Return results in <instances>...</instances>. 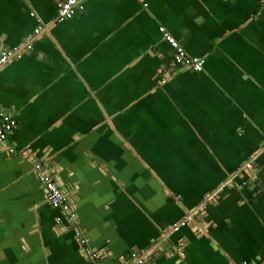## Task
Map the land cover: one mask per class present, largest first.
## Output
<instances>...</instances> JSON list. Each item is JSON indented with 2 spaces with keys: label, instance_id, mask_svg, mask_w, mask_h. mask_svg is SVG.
<instances>
[{
  "label": "crops",
  "instance_id": "1",
  "mask_svg": "<svg viewBox=\"0 0 264 264\" xmlns=\"http://www.w3.org/2000/svg\"><path fill=\"white\" fill-rule=\"evenodd\" d=\"M32 11L42 31L0 68V107L18 122L0 144V264H125L133 251L264 264V0H84L62 22L56 0H0V45L25 42ZM161 26L201 71L179 70ZM40 160L99 259L45 199Z\"/></svg>",
  "mask_w": 264,
  "mask_h": 264
},
{
  "label": "built area",
  "instance_id": "2",
  "mask_svg": "<svg viewBox=\"0 0 264 264\" xmlns=\"http://www.w3.org/2000/svg\"><path fill=\"white\" fill-rule=\"evenodd\" d=\"M58 7L57 18L59 22L68 20L76 16L80 11L84 9V0H56ZM147 5V4H146ZM31 16L37 18L36 13L32 11ZM38 25L35 29L27 36L25 42L22 45L17 46H2L0 45V68L6 65L12 59H20L23 57L25 50L32 46L33 41L42 31V24L38 19ZM160 32L163 37L169 42L173 48V57L175 64L179 67V70H191L201 71L206 63V59L201 56L191 55L187 49L178 42V40L166 30L165 27H160ZM175 72L170 71L169 68H162V82H165ZM18 125L15 117L0 107V144L6 143L10 135L14 132ZM264 152V139L261 145L259 153ZM258 153V154H259ZM252 155L237 171L235 175H242L249 173L254 170V165L257 155ZM36 175L39 182L43 186L45 199L54 207L58 208L62 215L67 219V222L74 231V239L83 248V251L92 260L100 258V251L92 247L90 238L84 227L79 224L77 212L74 210L72 202L67 197V194L63 191L62 187L57 183L51 170L40 160L35 162L34 166ZM230 179L228 182L231 184ZM243 185H247L244 182ZM214 194V193H213ZM60 220V218H58ZM184 223V221L182 222ZM148 252L141 253V251H133L131 257L125 262V264H143L144 258Z\"/></svg>",
  "mask_w": 264,
  "mask_h": 264
},
{
  "label": "rangeland",
  "instance_id": "3",
  "mask_svg": "<svg viewBox=\"0 0 264 264\" xmlns=\"http://www.w3.org/2000/svg\"><path fill=\"white\" fill-rule=\"evenodd\" d=\"M261 150V149H260ZM261 153V152H260ZM233 178V177H232Z\"/></svg>",
  "mask_w": 264,
  "mask_h": 264
}]
</instances>
